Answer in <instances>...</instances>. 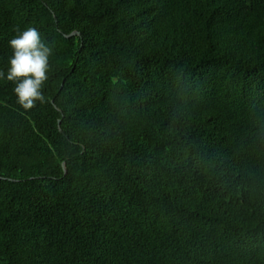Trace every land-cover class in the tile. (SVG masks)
Instances as JSON below:
<instances>
[{
    "label": "trees",
    "instance_id": "1",
    "mask_svg": "<svg viewBox=\"0 0 264 264\" xmlns=\"http://www.w3.org/2000/svg\"><path fill=\"white\" fill-rule=\"evenodd\" d=\"M29 27L53 54L30 110L0 80V264H264V0H0L5 73Z\"/></svg>",
    "mask_w": 264,
    "mask_h": 264
},
{
    "label": "clouds",
    "instance_id": "2",
    "mask_svg": "<svg viewBox=\"0 0 264 264\" xmlns=\"http://www.w3.org/2000/svg\"><path fill=\"white\" fill-rule=\"evenodd\" d=\"M9 41L13 54L7 73L0 70V80L14 83L18 103L25 110L44 102L43 87L49 79L52 48L48 46L35 28H27Z\"/></svg>",
    "mask_w": 264,
    "mask_h": 264
},
{
    "label": "water",
    "instance_id": "3",
    "mask_svg": "<svg viewBox=\"0 0 264 264\" xmlns=\"http://www.w3.org/2000/svg\"><path fill=\"white\" fill-rule=\"evenodd\" d=\"M56 21L58 22V18L56 17ZM81 35V33L80 32H74V33H72V34H70V35H66V37L67 38H72V37H75V36H80ZM54 104H55V102H54ZM56 108L61 112V113H63L57 106H56ZM61 125H62V119L59 121V126H60V131H61V133L62 134H65L64 133V131H63V129L61 128ZM64 169H65V172H66V174H67V166H66V163H64ZM3 178H0V180H2ZM11 181H13V182H16V180H11Z\"/></svg>",
    "mask_w": 264,
    "mask_h": 264
}]
</instances>
